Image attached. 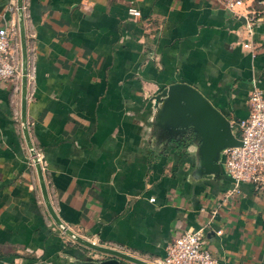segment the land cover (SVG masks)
I'll return each instance as SVG.
<instances>
[{
	"label": "crops",
	"instance_id": "crops-1",
	"mask_svg": "<svg viewBox=\"0 0 264 264\" xmlns=\"http://www.w3.org/2000/svg\"><path fill=\"white\" fill-rule=\"evenodd\" d=\"M16 1L0 0V27L19 32ZM242 1L262 17L251 50L244 19L221 0H24L29 132L51 203L76 234L154 263L208 227L219 264H264V196L244 184L228 198L229 177L196 180L192 152L148 139L152 98L177 83L230 122L248 116L254 82L264 90V0ZM21 79L0 83V264L104 261L46 209Z\"/></svg>",
	"mask_w": 264,
	"mask_h": 264
},
{
	"label": "water",
	"instance_id": "water-1",
	"mask_svg": "<svg viewBox=\"0 0 264 264\" xmlns=\"http://www.w3.org/2000/svg\"><path fill=\"white\" fill-rule=\"evenodd\" d=\"M20 34L22 79H21V124L27 147L33 157L39 185L46 209L56 226L80 246L108 257L95 263L91 258L87 264H154L119 249L103 246L76 234L67 227L56 213L47 189V184L36 149L32 143L28 118V80L30 59L26 36L24 0H17ZM154 114L150 121L149 141L156 140L162 148H183L195 157L193 178L225 177L222 165L224 154L232 148L241 147L227 117L196 88L177 83L165 88L152 98Z\"/></svg>",
	"mask_w": 264,
	"mask_h": 264
},
{
	"label": "built area",
	"instance_id": "built-area-1",
	"mask_svg": "<svg viewBox=\"0 0 264 264\" xmlns=\"http://www.w3.org/2000/svg\"><path fill=\"white\" fill-rule=\"evenodd\" d=\"M225 8L244 19V32L247 37L245 49H252L255 28L262 21L261 12L247 8L242 0H221ZM130 14L138 17L135 9ZM22 77L21 47L16 24L0 27V83L15 82ZM248 116L238 122H230L234 135L242 146L229 149L223 157L225 175L234 188L227 194L232 197L240 194L244 184L253 185L257 193L264 196V90L254 82L248 99ZM155 199L152 198L151 202ZM217 212H212L214 218ZM208 227L190 230L175 239L166 247V255L154 264H219L217 257L206 245Z\"/></svg>",
	"mask_w": 264,
	"mask_h": 264
}]
</instances>
